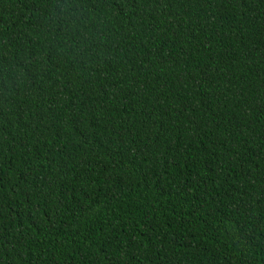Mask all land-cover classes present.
I'll use <instances>...</instances> for the list:
<instances>
[{
  "label": "trees",
  "instance_id": "trees-1",
  "mask_svg": "<svg viewBox=\"0 0 264 264\" xmlns=\"http://www.w3.org/2000/svg\"><path fill=\"white\" fill-rule=\"evenodd\" d=\"M0 264H264V0H0Z\"/></svg>",
  "mask_w": 264,
  "mask_h": 264
}]
</instances>
